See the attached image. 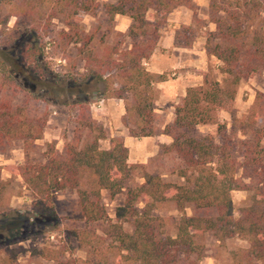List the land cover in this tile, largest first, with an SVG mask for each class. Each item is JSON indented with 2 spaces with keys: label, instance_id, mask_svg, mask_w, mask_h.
<instances>
[{
  "label": "trees",
  "instance_id": "16d2710c",
  "mask_svg": "<svg viewBox=\"0 0 264 264\" xmlns=\"http://www.w3.org/2000/svg\"><path fill=\"white\" fill-rule=\"evenodd\" d=\"M99 5L97 0H0V24L5 25L11 17L15 18V30L19 22L27 24L0 46L1 91L22 89L14 76V62H24L40 75L46 74L45 38L54 18H59L63 27L56 31L53 42L61 48L76 44V53L84 61L86 86L102 84V89H92L86 98L70 102L76 111L75 126L61 151L54 149L53 143L45 144L42 160L30 158L28 151L42 137L47 113L29 117L25 105L0 96V152L15 140L22 142L25 152L21 164L0 165V208L5 206L9 186L3 169L21 177L31 196L29 212L38 222L57 217L53 203L56 191L77 192V211L84 227L72 228L69 234L86 256L55 264H200L197 238L205 232L219 241L228 237L248 241L247 247L232 252L230 264H264V127L260 124L264 92L256 91L250 117L241 122L243 138L218 142L212 133L196 132L200 125L217 124V113L230 111L239 83L264 71V22L252 26L254 15L264 10V0H209L215 29L206 34L205 48L208 56L220 62L216 69L221 78L212 77L208 67L200 85L187 87L174 104L172 120L162 129L171 141L160 144L158 153L149 159L150 163L165 155L174 157L178 163L169 173L180 182L148 170L147 163H129L128 149L119 136L110 137L109 146L101 148L99 141L106 134L92 117L90 104L92 97L121 98L125 106L121 121L129 135L158 133L154 111L158 76L146 69L145 62L155 50L166 15L192 7V1L103 2L105 26L101 34L102 22L96 17ZM80 13L95 18L88 31L78 20ZM117 14L131 20L125 32L111 26ZM47 94L49 101H57L52 92ZM137 167L142 182L129 186L127 181ZM239 170L248 182L237 177ZM239 188L250 194L235 217L231 191ZM102 190L124 196L113 219L101 201ZM167 204L180 212L174 235L166 232L165 218L156 213ZM186 208L191 214L185 213ZM10 212L1 211L0 217L8 220ZM124 223L130 225V231L124 229ZM94 225L101 234L91 228ZM8 236L9 232L0 229V264H17L11 247L17 240Z\"/></svg>",
  "mask_w": 264,
  "mask_h": 264
},
{
  "label": "rangeland",
  "instance_id": "374dc122",
  "mask_svg": "<svg viewBox=\"0 0 264 264\" xmlns=\"http://www.w3.org/2000/svg\"><path fill=\"white\" fill-rule=\"evenodd\" d=\"M97 1L100 5L96 17L102 22V28L99 32L101 34L105 26L102 3L114 2L116 0ZM191 1L192 7L180 9L182 10L180 13L184 17H190L191 23L189 25H181L178 28L179 38L177 42L179 44H189L191 41L199 39L200 36H206L209 27L212 25L215 27V24L210 21L209 0ZM197 1H206L207 7H201L197 4ZM176 14L177 9H174L166 15V20L160 28V36L164 31L172 29L169 26L170 19ZM94 19L89 13H80L78 16V20L85 31L89 30ZM130 21L128 16L117 14L111 26L114 30L125 32ZM262 22H264V10L254 15L252 26L261 24ZM14 25V17H11L5 25L0 24V46L3 45L5 39L19 33V29L25 28L27 24L23 21L19 22L17 30L14 29ZM62 27V21L59 18H54L52 30L45 38L44 60L48 65L46 74L44 76L40 75L39 70L26 66L24 62L22 64H15L14 62L12 66L15 70L14 76L22 89L16 90L15 93H12L11 90H0V96L12 97L14 103L25 105L26 113L29 117H39L47 113V122L43 135L35 141V147H32L28 151L29 157L36 160L43 159L46 143H53L54 149L57 151L62 150L65 138L71 134L75 126L74 118L76 111L70 102L86 98L92 89H102L101 83L95 87H87L83 81L84 61L76 53V44L71 43L61 48V45L53 42V39L56 37V31ZM201 40L203 41V38ZM125 42L127 43L128 39ZM10 53L18 55L17 51H11ZM2 58L3 56L1 55L0 62L3 60ZM11 60H13V57ZM219 63L216 57L209 58L208 67H210V75L212 77L221 78L216 69ZM257 90L264 92V71L257 73L250 81L242 80L239 83L230 111H219L217 113V124L200 125L196 132L203 134L212 133L218 142L230 139L236 141L243 138L239 128L241 127V122L250 117ZM47 91L54 94V97L57 99L55 103L49 101L50 96L47 94ZM92 99L90 112L97 123L103 127L106 134V137L99 141V145L101 148H106L109 146L110 133L117 129L119 122H117L112 114L106 113L107 108L105 103L101 102L105 98L92 97ZM165 120H167L165 114L156 115L155 127L158 129V132L161 130L160 126ZM260 124L264 127V118ZM24 159L25 152L20 140L12 141L6 149L0 152V165L21 164ZM177 163L178 160L174 159V157L165 155L162 158L153 159L150 163L148 161L147 168L152 172L163 173L165 179L180 182L181 179L177 178L174 173H169V170L177 165ZM2 176L9 181V186L4 194L3 203L5 206L0 208V216L1 211L10 209L12 212H10L11 218L8 220H3L0 217V229L9 232L7 239L17 240L11 245L16 252L17 264H30L31 262L33 264H55L57 261L85 258L86 251L78 249L75 238L69 234V230L72 228L84 227V223L77 211V192L75 190L65 189L56 191L53 203L57 217L44 222H38L34 219L32 213L29 212L31 196L21 177L17 174H11L7 169L2 170ZM237 177L244 182H248L247 178L241 176V170L238 171ZM140 182H142L141 169L137 167L132 170L127 185L134 186ZM249 194L248 190L241 188L231 191L233 215L235 217L238 216L239 208L248 202ZM123 197L122 193L110 195L106 190L101 191V201L110 218L113 219L114 209L123 202ZM156 213L165 218L166 232L174 235L176 231L174 223L180 212L173 208L172 205L167 204L161 206ZM185 213L189 215L191 214V210L186 208ZM123 227L125 230H131L130 225L127 223H124ZM91 228L95 230V233L101 234L99 226L94 225ZM26 238H32L36 243L35 246H31L33 254L28 258L24 255L25 248L23 247ZM197 241L201 251L200 264H230L232 252L238 248L248 246L247 240L238 237H228L219 241L211 232L200 234Z\"/></svg>",
  "mask_w": 264,
  "mask_h": 264
},
{
  "label": "crops",
  "instance_id": "0c3cea01",
  "mask_svg": "<svg viewBox=\"0 0 264 264\" xmlns=\"http://www.w3.org/2000/svg\"><path fill=\"white\" fill-rule=\"evenodd\" d=\"M197 4L201 7H207L206 1H197ZM180 9H177V14L170 19L169 26L172 29L164 31L159 37L155 50L145 62L146 69L158 76L155 81L158 97L155 101L154 111L157 116L164 114L167 116V120L160 126L161 130L153 136H131L121 121L125 113L124 100L115 97L101 100L107 108L106 113L112 114L119 122L117 129L110 133V137L119 136L122 138L125 147L128 149L127 161L129 163L146 164L151 157L158 153L160 144L171 141V137L163 133L162 129L173 118L174 104L178 103L180 98L184 96L187 87L202 83V73L208 68L209 58H214V56L207 55L205 48L206 36H200L203 41L199 38L189 44H179L177 42L179 38L178 28L181 25L191 23L190 17H184L180 13L182 11ZM214 29L215 27L212 25L208 30L213 31ZM35 244L32 238L24 240L23 247L25 248L24 255L26 258L33 254L31 246H35Z\"/></svg>",
  "mask_w": 264,
  "mask_h": 264
}]
</instances>
